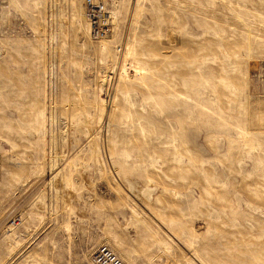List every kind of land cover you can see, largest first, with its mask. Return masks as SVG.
I'll return each mask as SVG.
<instances>
[{
    "label": "rangeland",
    "instance_id": "rangeland-1",
    "mask_svg": "<svg viewBox=\"0 0 264 264\" xmlns=\"http://www.w3.org/2000/svg\"><path fill=\"white\" fill-rule=\"evenodd\" d=\"M0 0V264H264V0Z\"/></svg>",
    "mask_w": 264,
    "mask_h": 264
},
{
    "label": "built area",
    "instance_id": "built-area-1",
    "mask_svg": "<svg viewBox=\"0 0 264 264\" xmlns=\"http://www.w3.org/2000/svg\"><path fill=\"white\" fill-rule=\"evenodd\" d=\"M109 0H84L87 15L92 20L93 32L96 37H103L110 30L109 24L100 20L106 18L105 6ZM94 264H125L108 247L102 246L94 254Z\"/></svg>",
    "mask_w": 264,
    "mask_h": 264
},
{
    "label": "bare ground",
    "instance_id": "bare-ground-1",
    "mask_svg": "<svg viewBox=\"0 0 264 264\" xmlns=\"http://www.w3.org/2000/svg\"><path fill=\"white\" fill-rule=\"evenodd\" d=\"M116 255V254H115ZM117 256V255H116ZM118 257V256H117ZM119 258V257H118ZM120 259V258H119ZM121 260V259H120ZM91 264H94V256H93V258H92V260H91Z\"/></svg>",
    "mask_w": 264,
    "mask_h": 264
}]
</instances>
